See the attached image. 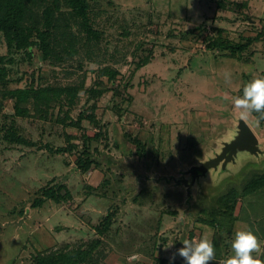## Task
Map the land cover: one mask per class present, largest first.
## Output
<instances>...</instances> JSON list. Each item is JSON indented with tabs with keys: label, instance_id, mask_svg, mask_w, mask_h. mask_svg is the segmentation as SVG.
Returning a JSON list of instances; mask_svg holds the SVG:
<instances>
[{
	"label": "rangeland",
	"instance_id": "374dc122",
	"mask_svg": "<svg viewBox=\"0 0 264 264\" xmlns=\"http://www.w3.org/2000/svg\"><path fill=\"white\" fill-rule=\"evenodd\" d=\"M27 3L26 25H39L45 8L53 7V0ZM88 3L89 25L98 37L88 38L60 2L54 14L62 26L52 38L58 56L52 53L49 60L35 45L8 50L0 35V264H33L39 251L87 246L97 238L94 264H170L174 254L171 264H186L177 254L182 241L205 233L212 234L215 247L210 264H218L234 254L235 232L246 229L264 250V187L241 194L264 175V123L246 122L258 140V155L238 153L224 169L196 178L188 192L182 184L192 182V166L214 158L237 134L240 119L225 94L242 95L245 84L264 76V0ZM218 34L232 43L258 40L231 57L208 46ZM67 36L72 53L62 51ZM148 55L149 63L136 70ZM102 68L115 77L102 76ZM225 71L232 73L231 84L224 81ZM80 85L74 105H67L66 96L49 108L29 100L22 105L26 116L15 115L7 95L17 88ZM81 112L95 113L97 124L85 120L77 130L60 123L66 114L76 119ZM10 126L31 146L4 140ZM96 134L90 142L96 165L86 174L77 169L75 153L55 152L66 146V135L82 144ZM53 184L64 185V199L33 208ZM232 190L239 194L233 225L225 216H217L218 226L208 225L209 213ZM109 211L112 222L99 236L93 228Z\"/></svg>",
	"mask_w": 264,
	"mask_h": 264
},
{
	"label": "trees",
	"instance_id": "16d2710c",
	"mask_svg": "<svg viewBox=\"0 0 264 264\" xmlns=\"http://www.w3.org/2000/svg\"><path fill=\"white\" fill-rule=\"evenodd\" d=\"M28 2V0H27ZM25 0H0V35L3 36L7 49L12 47L15 50L29 51L33 45L37 46L42 54L44 60H49L51 54L54 53L55 57L58 56L52 48V38L57 33V30H61V24H58L60 16L56 17L55 12L58 11V4L63 2L69 8L70 20L80 24L81 30L87 35L88 38L98 37V33L94 31L89 25L87 12L89 9L88 0H53V7H47L42 12V19L39 25H26L24 23L26 19V13H28V3ZM217 3V7H218ZM221 5V4H220ZM29 14V13H28ZM69 28L68 24L64 26ZM64 28V29H65ZM222 30L219 29V33ZM65 32H62L64 36ZM71 35L69 34V37ZM33 37L36 39L33 41ZM69 37H66V44L63 46L62 51L70 52L68 49H72L74 42ZM258 40V37H252L245 39L244 43H232L231 41L223 38L220 34L215 39L208 41V46L212 49H219L221 51L230 52V56L234 57L236 53L244 51L251 43ZM74 52V51H73ZM72 53V52H70ZM59 58V57H58ZM3 57L0 55V64ZM150 61V57H146L143 61L137 63L136 70L146 66ZM3 69L0 66V79L3 81ZM102 76L113 79L116 72H110L107 68L100 70ZM83 88L80 86H39L37 88H17L7 93L14 100V111L17 116H26L27 109L22 105L27 104L29 100L41 102L47 108L50 107L52 102L60 103L62 96L68 97V106H72L75 103V99ZM99 93V92H98ZM68 119L67 122H64ZM60 123L66 127L75 128L77 130L82 129L83 121L87 120L92 124H97L98 121L95 117V113L85 115L83 112L79 113L76 119H71L67 114L66 117L60 119ZM261 123H264L262 121ZM99 137V134L93 137H84V142L79 144L74 141L72 136L66 135L64 148L55 149V152H70L76 154L75 165L82 174H86L90 171L91 167L96 165L93 153L90 148V142H94ZM4 140L11 144L31 146L32 143H28L20 136H17L12 126L6 128ZM138 143V142H137ZM57 186V187H56ZM264 187V175L258 176L252 179L242 190V195L250 194L261 190ZM64 185L53 184L50 187L43 189L40 196L34 199L31 206L33 208L41 207L46 201L50 200L55 203H59L64 199V195L61 191L64 189ZM97 187H90L94 191ZM65 190V189H64ZM68 194V191L65 190ZM239 194L235 191L227 193L218 201V208L209 213L211 219L206 221L208 225L218 226L220 224L218 217H228V224L233 225L235 222L233 219V211L235 210L237 199ZM114 213L109 211L106 216L101 220L98 225L94 226V231L97 235H103L107 232ZM233 219V220H232ZM100 245V239L91 241L87 246H81L78 248H53L46 249L44 251L37 252L32 256L33 264H94L93 253ZM160 262H162L160 260Z\"/></svg>",
	"mask_w": 264,
	"mask_h": 264
},
{
	"label": "clouds",
	"instance_id": "9594fccd",
	"mask_svg": "<svg viewBox=\"0 0 264 264\" xmlns=\"http://www.w3.org/2000/svg\"><path fill=\"white\" fill-rule=\"evenodd\" d=\"M223 78L226 84H231L232 73L225 71ZM224 99L231 100L240 120L244 122L251 120L256 126H260L264 121V76L254 77L245 84L242 95L229 97L225 94ZM211 235L205 233L198 240H183V247L177 250V254L186 264H210L216 259ZM231 249L234 254L218 261V264H264V259L260 258V255H264L261 241L251 229L237 230L231 241ZM254 253L259 255L254 256ZM175 255L170 257V264Z\"/></svg>",
	"mask_w": 264,
	"mask_h": 264
},
{
	"label": "water",
	"instance_id": "95a60500",
	"mask_svg": "<svg viewBox=\"0 0 264 264\" xmlns=\"http://www.w3.org/2000/svg\"><path fill=\"white\" fill-rule=\"evenodd\" d=\"M259 152L256 136L248 124L240 120L237 127V134L234 139L228 143H223L221 152L216 154L214 158L204 161L199 166H192L188 171V173L192 175V182L188 183L187 180H183L182 184L187 187L188 192L195 179L205 175L209 169H217L218 166L224 169L228 163L234 162L238 153L258 155Z\"/></svg>",
	"mask_w": 264,
	"mask_h": 264
}]
</instances>
